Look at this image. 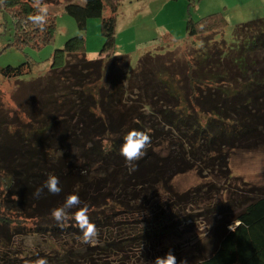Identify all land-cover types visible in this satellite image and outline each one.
Returning <instances> with one entry per match:
<instances>
[{
    "label": "trees",
    "instance_id": "obj_1",
    "mask_svg": "<svg viewBox=\"0 0 264 264\" xmlns=\"http://www.w3.org/2000/svg\"><path fill=\"white\" fill-rule=\"evenodd\" d=\"M57 1L0 0L12 22L7 45L52 42L55 14L45 11L41 24L32 17ZM60 1L78 33L54 50L47 73L26 78L27 60L0 67L25 114L0 105V264H155L169 252L177 264H264V185L233 176L228 164L232 151L264 145V18L236 25L230 44L205 37L180 65L144 52L131 69L129 56L114 52L122 0ZM93 17L104 44L90 60ZM226 25L215 12L188 19L186 33ZM131 129L151 137L134 169L119 151ZM191 171L200 181L176 187ZM49 175L60 178L61 193L36 198ZM73 193L82 204L60 227L51 212ZM83 205L97 227L87 244L75 220Z\"/></svg>",
    "mask_w": 264,
    "mask_h": 264
},
{
    "label": "rangeland",
    "instance_id": "obj_2",
    "mask_svg": "<svg viewBox=\"0 0 264 264\" xmlns=\"http://www.w3.org/2000/svg\"><path fill=\"white\" fill-rule=\"evenodd\" d=\"M64 4V1L59 0L44 3L42 6L45 11L55 14L53 40L42 47L26 45L19 50L8 46L12 22L9 16L0 13V67L8 64L15 66L27 60L33 65L32 72L26 78L47 73L54 50L62 47L70 36L78 33L75 19L65 12ZM215 12H221L224 15L227 21L225 27L216 32L193 37L187 35L186 21L188 19L196 21ZM255 18H264V0H122L116 15L114 52L128 55L131 69L136 67L139 57L144 52L161 54L163 57L166 56L169 64L180 65L185 62V59L191 60L194 53L201 49V41L205 37L216 41L223 39L230 44L233 41V28ZM30 23L31 21L28 25ZM29 31H31L30 27ZM167 36L172 41H167ZM103 44L100 19L89 18L85 30L86 58L90 60L98 58ZM71 60L73 65H77L74 59ZM149 63L156 68V63L159 65L161 62L160 60L155 62L152 59ZM16 87L13 79L0 75V105L12 113L25 115L12 98ZM228 164L233 176L241 177L254 185H264V145L254 150L232 151ZM199 181L196 172L191 171L177 176L174 184L179 189H184ZM2 187L3 184L0 182V189Z\"/></svg>",
    "mask_w": 264,
    "mask_h": 264
},
{
    "label": "clouds",
    "instance_id": "obj_3",
    "mask_svg": "<svg viewBox=\"0 0 264 264\" xmlns=\"http://www.w3.org/2000/svg\"><path fill=\"white\" fill-rule=\"evenodd\" d=\"M46 12L44 9L39 10V14L32 17V20L36 24L44 22ZM151 137L148 131L131 129L123 137V143L120 146V155L125 158L126 163L131 169L136 167L135 162L140 160L145 154V148L150 143ZM48 193L57 195L61 193V181L58 176L49 175L47 180L42 186L37 187L33 195L39 198L45 191ZM82 204L78 193H73L67 196L62 206L52 210L51 215L57 221V225L65 227L63 221L66 219L68 210L74 206H80ZM75 220L77 226L82 232V242L90 243L97 235V227L94 223H91L87 217V206L83 205L80 210L75 214ZM36 264H48L46 257H41L36 261ZM155 264H177L176 257L171 253H167L164 257H156Z\"/></svg>",
    "mask_w": 264,
    "mask_h": 264
}]
</instances>
